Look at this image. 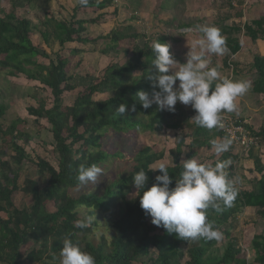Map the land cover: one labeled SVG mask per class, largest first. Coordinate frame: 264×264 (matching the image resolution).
Instances as JSON below:
<instances>
[{
  "label": "trees",
  "instance_id": "trees-1",
  "mask_svg": "<svg viewBox=\"0 0 264 264\" xmlns=\"http://www.w3.org/2000/svg\"><path fill=\"white\" fill-rule=\"evenodd\" d=\"M9 1L11 11L8 14L0 12V73L15 79L23 76L40 84L41 88H36L32 98L36 106L28 107L27 113L34 119L38 134L44 129L39 120L45 119L51 126L52 156L56 166L41 159L34 161L27 153V142L33 139L28 121L19 119L9 126L0 124V264H51L53 256L60 254L66 237L92 253L97 264H137L142 259H147L142 264H249L246 252L233 240L232 229L238 216L248 208L255 209L258 218L264 221V164L255 152L264 146V128L256 132L247 126L259 139V146L242 156L254 164L258 175L253 190H238L230 206L218 201L219 211L215 207L207 210L208 219L222 235L220 240L226 242L223 256L218 257L213 250L218 240H183L175 233L169 234L163 227L154 225L152 218L140 207L139 195L143 189L136 192L134 199H128L133 190L137 191L133 177L138 171L144 170L149 176L145 190L153 186L155 177L161 173L151 169L164 160V154L153 153L151 148L145 147L135 158H130L123 150L111 151L105 140L124 138L134 141L140 133H162L165 129L185 127L187 133L170 151L172 160L168 171L173 178L171 187H175L183 170L182 162L192 157L203 162L201 153L212 154L210 142L223 139L224 135L217 128L208 130L195 122L191 124L187 119L182 120L184 114L179 106L176 111L160 110L154 105L147 109L142 106L136 94L142 90L152 93L157 76L152 64L154 42L147 41L142 47L133 44L129 57L121 63L117 58L123 40L120 29L96 38L88 32L89 25H99L110 17L104 11L111 8L113 0H89L86 6L80 4L73 10L69 22L58 21L51 13H45L36 30L46 46L57 44L60 47V51L52 56L35 46L32 22L26 15L16 12V0ZM82 9L92 10L94 16L86 18L84 14L87 13L80 12ZM117 14L118 10H115L114 16ZM219 29L226 39L227 50L234 57L242 49L241 36L253 44L264 42V15L249 24L225 25ZM133 37L134 40L140 39L139 35ZM157 41L168 43V38L164 36ZM102 42L107 44L101 53L114 56L113 63L93 83L77 88L73 84L75 74H71V61L63 54L66 45L98 46ZM81 53L80 50H71V56ZM40 59L47 60V63ZM139 72L140 76H137ZM251 73L255 75L251 83L252 93L264 96L263 56L253 58ZM104 91L110 92L109 97L97 99ZM40 92L51 95V108ZM67 93L73 95L74 100L70 103L65 98ZM122 103L128 105V111L119 116L116 109ZM6 112L7 106L1 103L0 120ZM209 159L212 164L230 161L225 171L230 179L236 178L235 164L241 159L240 154L226 152L218 159L209 155ZM124 161L132 163L128 176L121 175L109 186L78 198L71 195L72 190L87 186H80L77 179L82 164L90 166L95 163L104 174L115 162ZM24 164L34 167L44 182L23 178ZM17 195H22V199L30 204L26 208L16 206L14 197ZM118 204L122 205L121 215L112 222L114 235L110 240L105 236H101L99 242L89 239L100 224L98 220L84 228L77 225L81 211L94 216L95 213L112 211ZM31 242L38 247L28 249ZM23 248L30 251L23 252ZM251 248L255 254L253 264H264V233L254 237ZM56 263L60 264V260L57 259Z\"/></svg>",
  "mask_w": 264,
  "mask_h": 264
},
{
  "label": "rangeland",
  "instance_id": "rangeland-1",
  "mask_svg": "<svg viewBox=\"0 0 264 264\" xmlns=\"http://www.w3.org/2000/svg\"><path fill=\"white\" fill-rule=\"evenodd\" d=\"M101 2L102 0H96ZM118 5H113L111 8L104 11L110 17L105 19L99 25L88 27L89 34L93 37H100L109 34L113 29H120L121 36L123 37L120 43L121 52L118 55V60L124 63L130 55V50L133 46H143L147 41L155 42L159 38L166 36L168 43L171 44L170 51L174 54L175 58L180 63H186V53L189 51L187 46V37L189 40L199 35L193 31L198 25H215L219 26H232L233 24L244 25L249 24L253 20H257L264 15V0H117ZM80 5L79 0H16V12L19 15H26L32 22L33 29L32 40L39 50L44 51L52 56L60 51L57 44H52L50 47L43 43L42 38L36 30L40 22L44 19L45 13H51L58 21L69 22L73 10ZM118 10L115 17L114 12ZM11 11V3L9 0H0V12L8 14ZM86 18L94 16L92 10H81ZM3 15V13H2ZM139 35L140 39L134 40L133 36ZM242 49L237 56L232 57L228 50L221 55H211L210 67H218L221 76L233 79H246L251 83L255 80L254 73H251V66L255 56L264 57V44L260 47L257 43L253 44L248 38L240 37ZM107 44L100 43L98 46L90 45H74L76 49L83 50L84 54L69 56L71 61V74H75L73 84L77 88L88 86L93 83L97 78L103 75L104 70L109 67L114 57L104 56L100 50ZM69 45V48L74 47ZM65 54V53H64ZM68 57V56H67ZM41 62L47 63V60L40 59ZM140 76V72L137 73ZM179 81H177V86ZM40 84L37 82H30L25 77L21 76L18 79L10 78L6 73H0V104L4 103L7 106V112L0 124L2 126H9L11 123L21 119L28 121V130L31 132L33 139L27 142V153L36 161L37 159L45 160L50 164L56 166L52 156L53 137L51 134V126L45 119L39 120L40 125L44 128L39 134L34 119L27 113L28 107L35 105L32 99L33 94L36 93V88ZM110 92L104 91L103 94L98 95L97 99H105L109 97ZM151 94V93H150ZM39 95L47 99L48 107L51 108L53 98L51 95L40 92ZM67 102H72L73 95L67 93L65 95ZM238 113H227L224 115L236 116L243 119L246 126H250L254 131L258 132L264 128V96L252 93V89L237 101ZM155 107L157 104H153ZM182 108L184 114L182 120L187 119L191 124L194 123L192 118L196 115L195 110L190 106L177 103L176 108ZM181 114V113H180ZM231 116V117H232ZM150 117H147L149 120ZM184 127L180 130H167L162 133H140L135 140L128 139H106L105 143L110 147L111 151L123 150L130 158H135L140 150L145 147L151 148L153 153L164 154V160L155 164L152 168L158 167L159 164H171L170 151L174 149L181 138L187 133ZM187 140V144H189ZM187 152V147L184 148ZM235 155L240 154L241 151L233 146L227 151ZM256 154L260 156L264 164V146L255 150ZM201 153V152H200ZM226 153V152H225ZM223 154V153H222ZM222 154L217 155L214 150L212 154L218 159ZM209 155L201 153V157L208 162L212 163ZM201 158V159H202ZM129 159V158H127ZM132 163L127 164L124 162H115L111 165L110 169L102 174L98 179L96 185L88 184L86 188L76 189L71 191V195L78 198L80 195L109 186L112 182L120 178L121 175H129ZM236 178L234 179L238 190L252 191L255 186V180L258 177L255 172V166L250 160H245L242 156L238 163L235 164ZM22 177H28L44 182L38 175L37 170L28 164L22 167ZM43 181V182H42ZM136 190H133L128 196L132 200L136 196ZM16 206L26 208L29 201L22 199V195L14 197ZM52 210L51 206L48 207ZM122 205L118 204L117 207L104 214L97 213L96 219L99 221V226L95 229L89 239L99 242L101 236L111 239L114 231L111 228L112 222L116 221L121 215ZM85 210L79 213L81 220L86 219L88 215L83 214ZM257 211L252 208L243 210L238 216L237 221L234 223L232 229L233 240L236 245L246 252V260L249 264L254 263L255 254L251 248V242L256 235L264 233V221L259 219ZM222 239V235H221ZM38 247L34 242H31L28 249ZM226 247V242L218 240L217 246L213 249L218 257H222ZM23 248V252L30 251ZM57 259L60 260V255L53 256L51 264H57ZM147 259H142L137 264L146 262Z\"/></svg>",
  "mask_w": 264,
  "mask_h": 264
},
{
  "label": "clouds",
  "instance_id": "clouds-1",
  "mask_svg": "<svg viewBox=\"0 0 264 264\" xmlns=\"http://www.w3.org/2000/svg\"><path fill=\"white\" fill-rule=\"evenodd\" d=\"M79 2L86 6L89 0ZM193 31L199 35L191 40L187 37L189 51L186 53V63H180L175 58L170 51L171 44L159 41L153 43L155 56L152 64L157 70L153 91L150 94L142 90L136 96L145 109L154 103L160 110L168 111H175L178 102L190 105L196 112L192 121L197 126L208 130L223 129L224 113H238L237 101L249 91L251 82L222 77L218 67H210L209 57L221 56L227 50L226 39L217 26L198 25ZM132 110L135 111L134 105ZM127 111L128 105L122 103L116 109V114L122 116ZM210 143L214 152L220 155L230 150L232 140L224 137ZM182 164L183 170L180 178L176 179L175 187H171L173 178L168 166L163 163L151 169L159 170L161 174L155 177V183L147 190V172L140 170L134 175L133 183L137 192L143 189L139 195L140 207L152 218L154 225L163 227L169 234H177L183 240H219L221 233L208 219L207 210L215 207L219 211L218 201L230 206L237 196L236 183L225 171L230 161L212 164L192 157ZM78 172L80 186L90 183L96 185L103 169L95 163L90 166L82 164ZM95 220L96 213L78 220L77 225L84 228ZM59 255L60 264H97L92 253L67 237Z\"/></svg>",
  "mask_w": 264,
  "mask_h": 264
},
{
  "label": "built area",
  "instance_id": "built-area-1",
  "mask_svg": "<svg viewBox=\"0 0 264 264\" xmlns=\"http://www.w3.org/2000/svg\"><path fill=\"white\" fill-rule=\"evenodd\" d=\"M115 5H118L117 0H113ZM223 129L217 128L224 137H229L232 140V145L237 150L241 151V155L248 153L252 149L259 146V139L247 128L240 118L236 116L224 115Z\"/></svg>",
  "mask_w": 264,
  "mask_h": 264
},
{
  "label": "crops",
  "instance_id": "crops-1",
  "mask_svg": "<svg viewBox=\"0 0 264 264\" xmlns=\"http://www.w3.org/2000/svg\"><path fill=\"white\" fill-rule=\"evenodd\" d=\"M90 26V25H89ZM88 26V27H89ZM87 27V28H88ZM260 47H262L261 45H263L264 44V42H261V41H258V43H257ZM71 45V44H70ZM71 46H74V45H71ZM71 50H79V49H76L75 48V46L74 47H71V48H69V45H66V47H65V49H64V55L65 56H68L67 58H69V56H71ZM81 54H84V52H83V50H81ZM76 55H80V54H76ZM76 55H74V56H76ZM241 156H244V154L243 155H241ZM252 163V162H251Z\"/></svg>",
  "mask_w": 264,
  "mask_h": 264
}]
</instances>
